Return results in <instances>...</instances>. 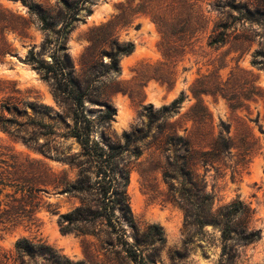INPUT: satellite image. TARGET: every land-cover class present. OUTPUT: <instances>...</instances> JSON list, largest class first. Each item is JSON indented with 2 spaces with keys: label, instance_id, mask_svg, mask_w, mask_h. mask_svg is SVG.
Returning <instances> with one entry per match:
<instances>
[{
  "label": "rangeland",
  "instance_id": "374dc122",
  "mask_svg": "<svg viewBox=\"0 0 264 264\" xmlns=\"http://www.w3.org/2000/svg\"><path fill=\"white\" fill-rule=\"evenodd\" d=\"M30 1L51 11L55 31L64 14L76 4L83 7L66 48L77 75L93 67L94 92L84 100L85 113L97 123L107 107L114 111L107 130L98 126L92 140L104 147L108 143L124 146L123 136L136 129L149 135L174 134L189 139L198 159H203L201 154L219 136L229 141V150L219 159L205 168L196 165L197 187L177 176L174 189L169 190L163 179V172L170 171L168 154L149 145L148 138L139 145L138 156L127 152L121 156L119 167L129 168L126 192L133 225L121 219L119 225L129 243L143 241L140 249L146 263L264 264V0H67L68 10L61 0ZM217 25L226 27V42L209 46ZM47 39L51 42L46 44ZM54 40L55 35L39 29L27 6L17 0H0V104L12 102L23 110L8 115L0 109V116L51 127L55 132L51 137L41 136L31 125L19 128L18 133L35 138L52 157L66 159L49 158L0 130V183L7 185H0V214L10 209L0 216V264H18L14 245L22 238L42 241L73 264H132L117 255L116 237L102 227L96 226L95 235L60 232L58 216L80 204L77 197L61 194L59 186L62 181L73 182L77 174L68 160L80 153V147L64 137L72 127L75 106L64 97H55L50 83L28 62L30 53L50 61ZM111 41L133 45L132 53L120 58L118 73H107L104 67ZM22 71L35 76L26 81L20 76ZM153 94L167 102L154 103ZM181 95L182 102L169 116L149 126L144 107L152 106L155 113ZM21 102H36L51 111L34 114ZM103 133L109 138L107 143ZM22 186L41 191L21 193ZM181 189L187 191L186 196L209 195L210 214L233 202H242L252 214L243 224L234 218L238 230L232 240L224 242L220 225H200L194 216L186 219ZM13 198L20 201L12 203ZM153 224L162 229V245L151 246L143 239ZM243 226L258 233L247 245L238 240ZM26 264L48 263L34 257Z\"/></svg>",
  "mask_w": 264,
  "mask_h": 264
},
{
  "label": "trees",
  "instance_id": "16d2710c",
  "mask_svg": "<svg viewBox=\"0 0 264 264\" xmlns=\"http://www.w3.org/2000/svg\"><path fill=\"white\" fill-rule=\"evenodd\" d=\"M17 1L27 6L29 11L35 14L38 27L42 32L55 35V45L50 55V61L35 57L30 53L28 62L34 65L35 69L42 74L43 80L50 83L55 97H64L75 106L72 127L65 133L64 137L73 139L80 147V153L68 160L70 166L77 168V174L73 182L62 181L59 186H62L61 194L77 197L80 204L72 211L58 216L57 222L60 232L63 234L75 232L80 235H95L96 226L102 227L110 235L112 234L116 237L115 246L118 248V256L123 255V259L132 264H147L146 258L143 257V250L140 249V244L143 241L135 239L133 244L129 243L126 240L124 230L119 225V219L129 223L131 227L133 225L129 198L126 192L129 182V168L119 167L121 156L125 152L138 156L140 154L139 145L148 138L150 140L149 145H157L159 149L168 154L167 165L172 173L169 170L163 172V179L167 183L168 189H174V180H176L175 177L177 176L187 179L188 183L197 187L200 180L196 174V165L205 168L219 159L220 156L229 150V141L219 136L212 144L211 149L201 154L203 159H198L196 157L197 153L189 139L174 134L163 135L160 133L158 135H149V131L142 133L136 129L131 134L123 136L125 139L124 146L118 143H108L104 147L101 144L102 142L92 140V135L98 126L107 130L114 111L107 107V111L99 115L97 123L89 119L85 113L84 100L94 92L93 83L95 76L92 73L93 67L87 68L86 73L77 75L73 71L71 59L66 48L68 35L73 29L72 24L78 21L77 14L83 7L79 8L76 4V7L70 9L69 13L64 14L61 27L55 31L53 28L55 18L51 15L50 10L42 8L41 5L33 4L30 0ZM61 3L64 9L68 10V1L61 0ZM246 13L250 15V11H246ZM155 21L158 23L157 19ZM158 24L160 25V23ZM219 28L222 30L221 33H217ZM225 33L226 27L215 26L212 35L209 37V46L218 47L225 44ZM50 42L51 40L47 39L46 44ZM44 51L45 47H42V52ZM132 51L133 45L131 43L120 44L117 41H111L109 43V51L105 53L109 59L108 64L104 66L106 72L118 73L120 58L129 55ZM99 61L100 65H104L101 59ZM182 100L183 97L181 95L171 105L164 106L155 113L152 112V106H146L142 110L143 116L147 118L150 126L156 123L159 117L165 118L169 116ZM21 104L23 108L30 109L34 114H45L51 111L49 107L36 102H21ZM0 109L8 115L10 113L19 115L23 111L16 104H12V102H2ZM157 114L159 116L155 117ZM26 125H31L33 128L40 130L39 134L43 137L55 135L51 127L40 122L28 119L24 123H19L13 116L8 118L0 116V130L37 147L41 154L49 158H55L58 161L66 160L59 156L52 157L49 151L45 149V146L38 145L36 139L32 136L19 135V128H25ZM102 139L103 142L107 143L109 138L103 133ZM180 151L182 155H179ZM0 185L3 184L0 183ZM3 186L6 187L7 185ZM19 190L21 193L26 190L27 194L41 191V189L33 186H22ZM181 191L185 195V197H182V208L186 219L194 216L200 225L205 223L220 225L221 237L224 242L232 240V233L238 230L237 225L234 226L233 224V219L238 217L241 220L240 223L243 224V221L249 219L252 214L251 209L242 202H233L219 207L213 214H210L209 211L212 210L213 204L209 195L197 198L186 196L187 191L185 189H181ZM18 201L20 200L13 198L11 202ZM23 207L21 205L20 210L24 212ZM48 210L52 214H57L55 209L51 210L49 208ZM9 211L10 209L4 210L0 216L5 215ZM28 213L30 214V212ZM116 213L119 215H116ZM238 233L241 236L238 240L242 245L250 244L258 238L257 232L250 231L245 226ZM143 239L148 241L151 246L162 245L165 242L162 229L155 224L147 227ZM14 248L18 264H26L27 259H33L34 257H41L48 264H73L64 255H61L40 240L22 238L16 241Z\"/></svg>",
  "mask_w": 264,
  "mask_h": 264
},
{
  "label": "bare ground",
  "instance_id": "6f19581e",
  "mask_svg": "<svg viewBox=\"0 0 264 264\" xmlns=\"http://www.w3.org/2000/svg\"><path fill=\"white\" fill-rule=\"evenodd\" d=\"M27 70V69H26ZM29 70V69H28ZM30 71V70H29ZM24 72L22 71L21 73H20V76L22 77V79H24V80H26V81H30V77H34L35 75H33V72L31 73L30 72V74H28V75H25V74H23ZM26 73V72H25ZM30 76V77H29ZM160 98V97H159ZM159 98L157 99V95L156 94H153L152 96H151V98H150V100L151 101H153L154 103H158V100H159ZM157 99V100H156Z\"/></svg>",
  "mask_w": 264,
  "mask_h": 264
},
{
  "label": "water",
  "instance_id": "95a60500",
  "mask_svg": "<svg viewBox=\"0 0 264 264\" xmlns=\"http://www.w3.org/2000/svg\"><path fill=\"white\" fill-rule=\"evenodd\" d=\"M178 88H176L175 90H177ZM167 102V99H163V98H159V100H158V103L159 104H164V103H166Z\"/></svg>",
  "mask_w": 264,
  "mask_h": 264
}]
</instances>
